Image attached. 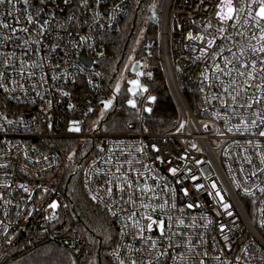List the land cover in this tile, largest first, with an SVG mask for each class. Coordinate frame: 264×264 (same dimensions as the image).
I'll list each match as a JSON object with an SVG mask.
<instances>
[{
    "label": "built area",
    "instance_id": "1",
    "mask_svg": "<svg viewBox=\"0 0 264 264\" xmlns=\"http://www.w3.org/2000/svg\"><path fill=\"white\" fill-rule=\"evenodd\" d=\"M13 2L0 5L9 25L0 26V259L42 243L87 256L69 194L80 177L117 228L112 264H264L258 3L232 0L237 11L222 20L224 0H164L160 8L144 0ZM141 12L126 38L143 34L140 77H132L148 87L129 94L134 119L117 132L106 124L111 111L96 115L126 49L109 74L102 64L112 34ZM159 70L179 118L154 132L142 123L156 103L150 82ZM191 86L200 90L196 110L182 92Z\"/></svg>",
    "mask_w": 264,
    "mask_h": 264
},
{
    "label": "trees",
    "instance_id": "2",
    "mask_svg": "<svg viewBox=\"0 0 264 264\" xmlns=\"http://www.w3.org/2000/svg\"><path fill=\"white\" fill-rule=\"evenodd\" d=\"M152 1L154 0H144V3L147 5ZM142 14L143 12L137 17L129 16L126 24L112 34L114 46L111 57L102 64L106 75L118 63L123 47L128 43L126 34L134 22L140 23ZM150 86L156 95V103L153 110L143 118V128L154 132L173 128L178 122L179 110L161 70L155 73ZM182 92L191 108L196 110L200 102L199 88L182 87ZM130 119H134V115L127 102L118 98L116 107L110 112L106 124L113 131H124ZM69 191L72 222L74 228L88 243L87 256L80 260L74 253L61 246L42 243L34 247L8 250L0 259V264H112L109 252L118 239L114 221L106 210L88 198L82 188L80 177L70 181Z\"/></svg>",
    "mask_w": 264,
    "mask_h": 264
},
{
    "label": "rangeland",
    "instance_id": "3",
    "mask_svg": "<svg viewBox=\"0 0 264 264\" xmlns=\"http://www.w3.org/2000/svg\"><path fill=\"white\" fill-rule=\"evenodd\" d=\"M163 1L164 0H154L153 2H155L154 5L156 4L157 7L160 8ZM142 36L143 34L140 33L137 35V39L134 42L125 44L126 48L124 45L123 52L126 49L127 53L119 66L120 74H118L117 79L112 86L113 89L105 93V98L103 99L104 105L100 107V111L96 115L97 120L101 117V115L103 116L105 113L112 111L116 107V95H119V98L124 99V101L127 102L128 106H132L128 103L129 94L138 92L140 91V89L148 87V84L145 81L141 80L140 78L135 80L132 77V74L136 73L134 72V66L138 61L139 40ZM136 74L140 77L139 73ZM130 81H137L138 86H134L130 83ZM108 101H111V105L105 108V103Z\"/></svg>",
    "mask_w": 264,
    "mask_h": 264
},
{
    "label": "snow or ice",
    "instance_id": "4",
    "mask_svg": "<svg viewBox=\"0 0 264 264\" xmlns=\"http://www.w3.org/2000/svg\"><path fill=\"white\" fill-rule=\"evenodd\" d=\"M23 2L26 4L28 2V0H23ZM253 3H258V11L255 12V17H258L260 20H264V0H252ZM13 4L14 5V2L13 0H0V5H4V4ZM224 3H225V7H226V12H222V13H218V15H220V18L222 20H226V19H232L233 18V14L237 11L233 6H232V0H224ZM242 11V9H241ZM5 15L4 13H0V16H3ZM7 15L11 16V13H8ZM249 15L251 16L252 13L250 12ZM28 20V23H32V18L31 17H28L27 18ZM247 22V21H246ZM0 26L4 27V28H8L9 25L7 23H3L2 21H0ZM13 31H16V29H13ZM26 31V29H25ZM264 31V30H262ZM261 40H264V35H262L260 37ZM257 51L259 52H264V46L260 47ZM254 66V64H253ZM241 75H244V73H241ZM249 77L251 78L252 77V73L249 72L248 73ZM131 84H133L134 86H138L137 84V81H130ZM133 95H135V93H133ZM233 100L236 99L235 96L232 97ZM259 102V101H257ZM128 103L130 105H132L133 107H135V102L133 100H129ZM111 105V101H108L105 103V108L109 107ZM249 107H251V104L248 105ZM253 124H255L256 122L255 121H252ZM72 131H80L79 127H74L72 129H70ZM261 136H264V131H261L259 133ZM175 171V170H173ZM51 207L55 208L56 205L55 204H52ZM229 207V205L225 204V208L227 209ZM149 219H151V217H149ZM149 229H151V224H149ZM163 225L161 223V229H162ZM133 264H135V262H133Z\"/></svg>",
    "mask_w": 264,
    "mask_h": 264
},
{
    "label": "water",
    "instance_id": "5",
    "mask_svg": "<svg viewBox=\"0 0 264 264\" xmlns=\"http://www.w3.org/2000/svg\"><path fill=\"white\" fill-rule=\"evenodd\" d=\"M84 60L86 61V63H87L88 65H91V63H92V61H91V60H89V59H86L85 57H84Z\"/></svg>",
    "mask_w": 264,
    "mask_h": 264
}]
</instances>
